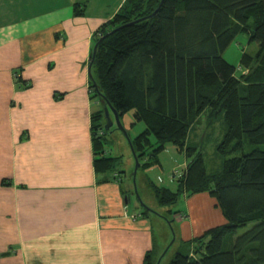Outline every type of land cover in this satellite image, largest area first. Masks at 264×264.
Masks as SVG:
<instances>
[{
	"label": "crops",
	"instance_id": "0c3cea01",
	"mask_svg": "<svg viewBox=\"0 0 264 264\" xmlns=\"http://www.w3.org/2000/svg\"><path fill=\"white\" fill-rule=\"evenodd\" d=\"M125 2L0 0V264L158 258L154 225L164 227V215L143 214L139 197L131 202L139 170L129 185L93 164L91 117L100 104L88 90L92 36ZM180 208L165 216L175 218L180 241L225 224L207 193Z\"/></svg>",
	"mask_w": 264,
	"mask_h": 264
},
{
	"label": "trees",
	"instance_id": "16d2710c",
	"mask_svg": "<svg viewBox=\"0 0 264 264\" xmlns=\"http://www.w3.org/2000/svg\"><path fill=\"white\" fill-rule=\"evenodd\" d=\"M240 34L257 49L234 66L222 54ZM92 39L88 90L100 104L91 117L95 171H114L119 160L105 155L103 106L119 118L132 110L145 126L131 140L138 170L157 164L167 144L189 158L172 176L176 191L148 184L157 204L207 193L225 220L186 241L189 253L176 251L168 264H264V0H126ZM205 112L208 122L222 118L224 125L217 173L187 144ZM157 259L148 252L144 264Z\"/></svg>",
	"mask_w": 264,
	"mask_h": 264
},
{
	"label": "rangeland",
	"instance_id": "374dc122",
	"mask_svg": "<svg viewBox=\"0 0 264 264\" xmlns=\"http://www.w3.org/2000/svg\"><path fill=\"white\" fill-rule=\"evenodd\" d=\"M256 49L257 45L255 43H250L246 34H240L227 47L222 56L229 64L238 66L239 59L243 52L254 54L256 52ZM238 73L246 75L248 73V69H244L241 67V70ZM207 116V112H205L198 118V120L196 121L197 123L194 124V127L192 128V133L189 134L187 144L191 147L193 145H195V147H199L202 152L205 167L208 173H217L221 169V158L216 152V146L220 143L223 137L224 125L222 122V118L214 122H208ZM119 122L125 130L127 137L124 136V134L117 128L116 124L114 123L113 126H111L107 132L105 131L104 134L105 155L112 158H119L115 170L119 175H121L122 180L126 179L127 183L130 185L131 183H129V178L130 173L132 174L135 168V159L128 144L127 138L129 139L131 144V140L135 138L139 133H141L144 130L145 126L142 122L134 121L132 110L128 111L124 116L119 118ZM149 139L152 144L155 143L153 136H151ZM248 149L246 148L245 151H249ZM157 161V164H154L148 168L149 171L139 170L137 172V185H135L136 194L131 195L130 198L132 203H136L138 196L142 200V204H144L149 209L150 213L156 214L154 212L156 211L159 214L164 215L163 219L166 220L169 227L163 220V226H165L162 227L160 223L157 225L155 223L154 229L157 235L156 242L158 245L157 249L159 251V254L157 256V260H159L158 264H168L169 261L173 258L176 251L187 254L191 250L190 244L185 243L186 241H180L175 237V235H178L177 225L173 224V219L175 218L173 217L172 222L169 223L167 218L165 217L169 216V213H167L168 211L174 212L178 209H181L180 206L182 202H184V199L188 197L179 195L177 201L172 206H159L152 195V191H150V189L145 185V179H147L149 183L154 184L157 187H164L174 192L177 189V183L176 179H172V176H176V173L184 169L189 161V158H187L183 152H178L172 145L167 144L164 150L158 154ZM159 214L157 216H159ZM152 218L154 219L155 217ZM177 218L179 222L183 220V216L180 214L179 216H177ZM172 224L173 226H171ZM249 226H247L245 229H240L238 231V234L246 231ZM158 229L163 230L162 236L159 234ZM168 233H170L172 237ZM174 237L176 238V241L173 245ZM166 246L172 247L170 249L168 248L169 251H167V253L164 255L163 251Z\"/></svg>",
	"mask_w": 264,
	"mask_h": 264
},
{
	"label": "water",
	"instance_id": "95a60500",
	"mask_svg": "<svg viewBox=\"0 0 264 264\" xmlns=\"http://www.w3.org/2000/svg\"><path fill=\"white\" fill-rule=\"evenodd\" d=\"M139 21H140V20H139ZM94 51H95V46H94V48H93V53H94ZM89 73H90V72H89V70H88V77L90 78ZM102 110H103V117H104V119H105V125H104V127H103L104 130H105V131H108L109 128H110L111 126H113V124L115 123L116 126H117V128H118V129L124 134L125 137H127L126 132H125V130L123 129V127L121 126V124H120V122H119V117H118L117 113L114 111V109H113L112 107H110V106L107 104V105L103 106ZM111 115H112L113 118L111 117ZM113 120H114V121H113ZM127 140H128V144H129V146H130V149H131V151H132V153H133V156H134V159H135V168H134V170H133V176H135L137 170L139 169V163L137 162L136 155H135V153H134V151H133V149H132V146H131L130 141H129L128 138H127ZM134 194H136L135 190H134ZM136 196H137V195H136ZM137 199H138V196H137ZM138 202H139L140 206L142 207V209H143L144 211H146V212H150L149 209H148L144 204H142V202H141L139 199H138ZM172 242H173V240H172ZM172 242H171V244H172ZM158 263H159V262H157V264H158Z\"/></svg>",
	"mask_w": 264,
	"mask_h": 264
},
{
	"label": "built area",
	"instance_id": "2783aa9c",
	"mask_svg": "<svg viewBox=\"0 0 264 264\" xmlns=\"http://www.w3.org/2000/svg\"><path fill=\"white\" fill-rule=\"evenodd\" d=\"M177 176L181 175V172L176 173Z\"/></svg>",
	"mask_w": 264,
	"mask_h": 264
}]
</instances>
